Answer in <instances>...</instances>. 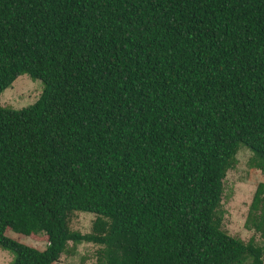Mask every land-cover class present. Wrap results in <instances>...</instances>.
I'll return each mask as SVG.
<instances>
[{
    "label": "trees",
    "instance_id": "1",
    "mask_svg": "<svg viewBox=\"0 0 264 264\" xmlns=\"http://www.w3.org/2000/svg\"><path fill=\"white\" fill-rule=\"evenodd\" d=\"M0 248L54 264L68 243L97 264H264L221 229L239 144L264 175V0H0ZM71 211L96 216L71 232ZM246 228L264 242V183ZM42 235L38 250L6 236Z\"/></svg>",
    "mask_w": 264,
    "mask_h": 264
},
{
    "label": "rangeland",
    "instance_id": "2",
    "mask_svg": "<svg viewBox=\"0 0 264 264\" xmlns=\"http://www.w3.org/2000/svg\"><path fill=\"white\" fill-rule=\"evenodd\" d=\"M43 91L39 80L28 75L18 77L10 87L0 94V107L20 110L32 105ZM253 154L242 144H239L234 166L227 171L223 181V194L219 207L221 229L228 235L247 243L251 239L258 245L264 242L252 230L246 228V218L255 189L259 183H264L263 173L253 165ZM96 216L92 213L71 211L66 223L71 232L81 235L92 233ZM7 237L17 242L43 250L47 241L42 235L26 237L9 230ZM264 246V245H263ZM103 247L93 243H68L66 251L54 264H97ZM14 254L0 248V264H11Z\"/></svg>",
    "mask_w": 264,
    "mask_h": 264
}]
</instances>
